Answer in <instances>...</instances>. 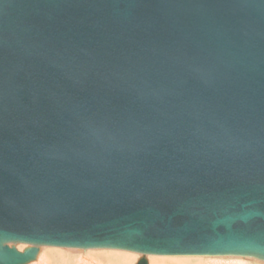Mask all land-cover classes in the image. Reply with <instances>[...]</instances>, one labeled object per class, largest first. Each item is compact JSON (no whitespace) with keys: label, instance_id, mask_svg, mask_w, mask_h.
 Segmentation results:
<instances>
[{"label":"water","instance_id":"water-1","mask_svg":"<svg viewBox=\"0 0 264 264\" xmlns=\"http://www.w3.org/2000/svg\"><path fill=\"white\" fill-rule=\"evenodd\" d=\"M42 247L264 263V0H0V264Z\"/></svg>","mask_w":264,"mask_h":264},{"label":"rangeland","instance_id":"rangeland-1","mask_svg":"<svg viewBox=\"0 0 264 264\" xmlns=\"http://www.w3.org/2000/svg\"><path fill=\"white\" fill-rule=\"evenodd\" d=\"M23 247H24V245H21V248H23ZM19 248L20 247L18 245V249ZM43 248H45V247H43ZM46 248L60 249V248H51V247H46ZM62 250L63 249H60V251H62ZM20 251H22V250H20ZM44 251H46V250L44 249L43 253H44ZM67 251H69V250H63L62 251L66 254H64V253L62 254V252H60L61 254H50V253H48L44 259V264H81V263L82 264H130V263L136 264L137 261L139 260V258L141 257L140 254H137V255L129 254L131 252L125 253V256H124L123 255L124 253L122 251H117L118 254L121 256L119 259L118 258L119 256L117 258H116V256H111L113 254H117L114 252L116 250H113L114 253L112 252V254L109 250L103 251V252H102V250L95 251V252L90 251V250H87V251L70 250V252H68V253H67ZM108 252H109V254H108ZM127 254L130 255V257ZM40 256H42V255H40ZM149 257H150V255L147 256V260L151 259V261H152V259H153V258H151L152 256L150 258ZM160 257H162V256H156L155 259H160ZM131 258H132L133 263L130 261ZM133 258L135 259V261H133ZM172 258H176V257H163L164 260H159L160 262L155 261L154 264H163L164 261L173 260ZM177 259L183 260V261L185 260L181 264H264L263 262L256 260V259L238 258V257H222V258H198V257H194V258H177ZM124 260H126V262ZM174 260H176V259H174ZM151 261H150V264H152ZM148 263H149V261H148ZM172 263H174V262L168 261L166 264H172Z\"/></svg>","mask_w":264,"mask_h":264},{"label":"bare ground","instance_id":"bare-ground-1","mask_svg":"<svg viewBox=\"0 0 264 264\" xmlns=\"http://www.w3.org/2000/svg\"><path fill=\"white\" fill-rule=\"evenodd\" d=\"M18 247V246H17ZM19 250H22L23 251V249H24V247L23 248H21V245H19ZM46 250V251H44V253H43V250ZM63 250H69V251H67V253L68 252H70V250H73V249H63ZM62 250V251H63ZM62 251H60V249H50V248H40V251H39V254H38V257L36 258V260L35 261H33L32 263H30V264H44V259H45V257L47 256V254L48 253H50V254H61L60 252H62ZM90 251H93V252H95V251H99V250H90ZM103 251H107V250H102V252ZM110 252H111V254H112V252H113V250H109ZM66 252V251H65ZM115 253H117V254H113V255H111V256H116V258L118 257L119 259H120V255L118 254V252L117 251H114ZM113 252V253H114ZM124 254V256H125V253H127V252H124V251H122ZM41 253V254H40ZM64 252H62V254H63ZM64 254H66V253H64ZM72 254V253H71ZM99 254V253H98ZM108 254H109V252H108ZM129 254H135V255H137L136 253H129ZM40 255H42V256H40ZM122 255V256H123ZM128 255V254H127ZM61 256V255H60ZM129 257H130V255H128ZM134 256V255H133ZM151 257V256H150ZM149 257V258H150ZM41 258V259H40ZM124 258V257H123ZM151 258H153L152 259V261H151V259L150 260H148L149 261V263L148 264H150V261H151V263L152 264H154V262L155 261H157V262H160L159 260H164L163 259V257H160V259H155L156 258V256H152ZM173 260H167V261H164V263L163 264H166L168 261H170V262H174V263H172V264H181L182 262H184L183 260H178L177 258H172ZM174 259H176V260H174ZM125 262H126V260H124ZM131 262H132V258H131V260H130ZM133 261H135V259L133 258ZM187 261V260H186ZM133 263V262H132ZM82 264V263H81ZM131 264V263H130Z\"/></svg>","mask_w":264,"mask_h":264}]
</instances>
